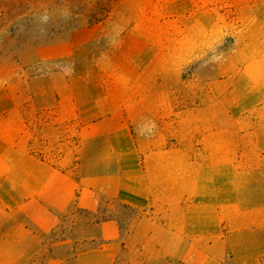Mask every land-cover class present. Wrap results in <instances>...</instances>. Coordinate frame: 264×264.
I'll return each mask as SVG.
<instances>
[{
	"label": "crops",
	"instance_id": "crops-1",
	"mask_svg": "<svg viewBox=\"0 0 264 264\" xmlns=\"http://www.w3.org/2000/svg\"><path fill=\"white\" fill-rule=\"evenodd\" d=\"M139 26L109 30L132 41L116 45L119 57L111 50L109 66L143 71L112 72L86 94L73 76L46 78L32 94V78L16 77L15 56L0 44V264L114 261L127 252L141 263L264 264V44L229 77L200 79L203 91L192 94L190 79L174 76L183 66L174 43L166 74L148 72L153 59L138 62L131 43L155 45L153 30ZM46 132L55 142L62 134L65 146L38 143ZM121 207L138 212L128 227ZM81 221L80 241L100 243L65 255L60 247L79 240L67 236Z\"/></svg>",
	"mask_w": 264,
	"mask_h": 264
},
{
	"label": "rangeland",
	"instance_id": "rangeland-1",
	"mask_svg": "<svg viewBox=\"0 0 264 264\" xmlns=\"http://www.w3.org/2000/svg\"><path fill=\"white\" fill-rule=\"evenodd\" d=\"M6 2L10 4L9 9L0 6V44L9 48L15 56L16 77L25 72V75L32 78V94L38 92L40 87L48 85L46 78L54 76L78 78V90L80 94H86L100 88L97 80L103 76H111L112 72L118 75L119 72L133 74L143 71L142 68L120 70L110 69L109 66V57L114 54L111 50L117 52L116 45L124 46L123 42H132L130 38L118 34L110 36L109 30L120 33L134 27L135 23H139V28L150 27L155 33L148 38L155 44L151 47V52L147 51V43L138 46L131 43V50L139 55L138 62L144 66L145 61L153 59L156 68L148 72L166 74V45L174 43L176 67L183 64L176 69L174 76L190 79V85L184 87H189L192 94L203 91L204 86L199 84L200 79L229 77L234 64L245 61L248 55L258 54L264 44V0ZM147 11L150 13H146ZM147 15L152 17L151 20ZM188 45L192 49L189 60L185 50ZM116 56L119 57L120 53L117 52ZM40 76L45 80H40ZM18 87L22 92V85L19 84ZM184 87L176 84L175 91L182 93ZM179 103L181 107L182 102ZM34 105L39 106L38 97L35 98ZM36 135L39 136L38 143L45 139L50 146L57 148L66 144L62 134H58L57 142L52 133ZM118 214L124 227H128L130 220L138 212L132 207H121ZM84 226L85 221H81L77 233L72 237L67 236L71 241L76 237L79 240L60 247L62 253L72 255V249L75 252L86 247H98L99 241H80L86 232ZM132 255L129 252L120 255L118 253V258L114 261L96 258L83 261L82 264H186L181 261L141 263L131 261L129 258ZM68 264L79 263L71 261Z\"/></svg>",
	"mask_w": 264,
	"mask_h": 264
}]
</instances>
